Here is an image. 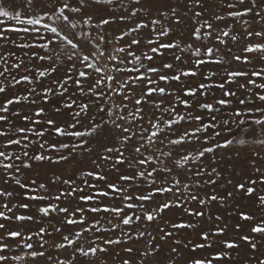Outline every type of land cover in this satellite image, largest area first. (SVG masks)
Returning <instances> with one entry per match:
<instances>
[{
    "label": "snow or ice",
    "instance_id": "obj_1",
    "mask_svg": "<svg viewBox=\"0 0 264 264\" xmlns=\"http://www.w3.org/2000/svg\"><path fill=\"white\" fill-rule=\"evenodd\" d=\"M92 2L99 5H111L114 0H92ZM134 3L139 4L140 0H134ZM199 3L200 0H190V5ZM238 3L243 5L245 0H238ZM260 3L264 4V0H260ZM85 6L86 0H78V6H71L68 0H64L63 3H59V0H50L48 4H44L43 0H22L19 6L13 4L8 7L4 0H0V17L15 22L12 24L0 23V66H2L0 78L8 80V84L0 80V94L5 93L10 86L15 87L22 82L32 85L26 90V94H13L10 98H5L3 103L0 104V122L7 125L6 128L0 127V139L3 140V144H0V170H3L4 174L11 176L13 171L20 173L22 169H31L33 162L48 161L49 163L58 164L75 160L77 155L91 153L93 149L88 147L90 138H96L101 131L111 125L112 128L108 129V134L111 135L114 142H120L119 146L104 147L103 154L98 156L97 159L91 160L93 169L79 173L80 176L91 177L98 182H102V186H98L97 183H90L88 180L82 182L83 186H78L71 177L63 179V184L69 185L70 191L65 192L62 190L60 194L54 197L57 203H53L45 183L37 184L36 179H32L30 184L21 183L19 179L15 180V183L22 189L35 186L44 190L43 194L35 192V188H32L31 195L28 192L24 193L28 200L41 203V206L37 208L39 214L43 216H49L53 212L64 214V222L66 224L81 226L74 236H63V242L56 244L55 247L58 249L73 247L74 254L78 253L84 257H94L97 253H106L108 249L105 246L121 244L120 236L103 238L102 235L95 234L119 230L122 225H134L141 221L151 223L159 220L162 224L169 225L171 229V231H166L164 227L159 229L162 233L159 236L161 241L171 238L174 233L178 234L181 230L187 229H191L198 237L199 242L188 241L183 244V250H187L189 253L187 256H184L180 247L182 244L181 239L174 241L176 247H172L170 252L180 256L183 264H215L216 261L228 256L229 250L237 248L238 244L235 239L228 236L229 225L220 226V222L223 219L221 215L217 214L213 218L211 209L208 211L204 209L197 210L190 207L189 204L195 202L198 205H206L207 199V201L218 202L223 207L229 199L234 200L238 194H242L245 198H255L258 207L264 210V157H261L259 153H253L252 159L248 161V169L255 175H249L248 171L236 173L241 179L237 182L232 179L226 181L227 185L232 186L233 191H227L226 195H209L205 192L206 199L200 197V191L205 186L214 187L222 175L215 167H212L209 171L208 166L205 164V158L211 156V159L215 161L218 149H226L233 144L243 145L247 143L243 136L240 139L228 138L232 134L233 126L240 128L244 134L252 135H255L252 126H260L261 134H264V83L257 84L255 80L248 78L249 73L244 71H227L225 78L219 83L201 82L196 86H189L184 83L183 78L200 75L201 67L209 62L201 56L202 49H205L204 55L209 58L217 51V49L205 43L213 37L215 31L213 24L208 21H204V26L209 31L201 32V29L197 27L190 33V36L195 41L200 42L199 46L196 43L185 44L183 41L162 40L161 38H168L173 29L171 26L163 25L161 19L152 18L150 20L139 19L134 27L127 28L126 31L114 37L116 41H123L129 37L130 33H136L123 46L115 47L112 53L106 51L107 46L112 41H109L102 33L98 34V40L103 42V45L91 39L90 33H80L79 35L89 38V43L95 44V51L84 53L81 51L83 45L79 40L74 41L68 35L62 34L58 27L45 22V17L50 21H61L74 29L77 22L73 21L69 14H66V10L67 13H81ZM36 7L40 9L38 12L33 10ZM227 7L234 9L236 4H228ZM255 7H257V0H251L250 7H245L242 11H228L227 16L239 19L251 13ZM142 11L145 10L143 8H132L130 16L120 15L119 20L123 21L137 17L138 13ZM195 15L199 17L201 13L196 12ZM160 16L165 19L169 18L167 12H161ZM172 16L177 24L180 23V18L175 9H172ZM256 16H259L264 21V15H261L259 11L256 12ZM114 19L116 18H101L95 27L99 28L100 26L109 25ZM215 19L223 20L224 17L216 16ZM92 21L93 17L89 15L84 18L83 23L88 25ZM37 25H41L44 31L55 35L47 38L46 42H25L28 34L41 31V28L35 27ZM144 29H148L147 37L140 35V32ZM228 35L229 32L222 31L215 38L221 44H224L225 42L221 37ZM247 35L249 37L253 35L261 37L264 36V31L255 33L249 31ZM13 36H20V42L17 39H13ZM57 38L63 41V44L58 45L59 48L63 49L64 44H66L72 49L71 52L67 53V61L70 66L62 79L52 80L50 86L37 91L36 85L42 83L41 77L49 76L58 71L61 54L52 50L48 54L40 55L37 51H32V49H48ZM231 39L236 40L237 37L232 36ZM38 40L45 41V38L40 36ZM182 44H184L183 47L181 46ZM141 45H143V51H139V53L134 51V49L139 50ZM14 49H19L22 52L25 49L29 50L24 52L27 63L23 58H16ZM166 51L172 52L171 61L158 65L153 64V61L158 56L163 58ZM243 51L246 53H260L262 54L260 59L264 61V43L249 44ZM177 52L181 54H177ZM185 52L191 53L188 59H185L183 55ZM105 56H107L108 61H119V64L109 65L105 63L102 59ZM129 58H131V68L126 66ZM33 59L49 61V64L46 68L29 67L28 65L31 64ZM234 59L240 61L242 57L236 55ZM243 59L249 61L247 56L243 57ZM221 61L222 58H217L213 62L220 64ZM77 63H79V67H77ZM121 65H124V67H121ZM21 69H23V73L19 74L18 78L16 75H12V70L20 73ZM83 69H91L93 71L90 72ZM33 71L35 72L34 77L31 75ZM169 72L172 74H168ZM101 73L102 75H97ZM119 74L125 75L126 79L123 81L118 80L117 75ZM250 75L253 77L264 76V69L252 71ZM215 76L216 73L210 70L204 74V81H208L209 78L214 79ZM237 77L246 79V83L238 85L239 89L247 93L244 98H239L236 91L226 87V85L234 83ZM158 81H175L182 84L183 96L179 94L178 90L169 91L168 87L159 86ZM69 84H74L76 88V92L72 96L68 95ZM113 84L116 87H113ZM52 85L58 86L60 91H56V88ZM130 85L140 88V93L137 94L133 91ZM213 87L220 89L222 96L215 99L212 103L200 102L198 98L206 97ZM254 88L259 91L254 92ZM122 92L127 94L121 95ZM113 94L121 97L120 103L109 105L108 100ZM154 95L161 97V99L153 101L151 98ZM166 95L174 96L175 101L179 105H183L186 110L196 108L203 111L193 112L189 110L181 113L178 111L176 104L169 103L165 105L163 97ZM253 95L255 100H258L262 106L248 107V105L254 104ZM37 96L40 97L41 102H50V96H59L61 98L60 105L54 106L53 112L59 115L62 110L68 111L71 122L58 125L53 118H48L45 121L40 119L33 120L29 115L22 114L19 110L11 111L10 106L22 102L37 105L38 101L34 98ZM74 96L83 99L73 98ZM233 98H236V102L241 107L235 106ZM101 100L103 103H98ZM127 102L134 103V111H128ZM145 104H150L154 109L148 119V128L142 127L144 120L143 105ZM228 105H233L232 110L228 113L230 118L220 115L223 111V106ZM93 108L96 109V113L92 112ZM44 113V107H36V117H40ZM254 113L259 115H253ZM9 114L13 118L19 117L23 121H27L28 126L14 127V120L9 118ZM97 114H106L107 119L102 118L97 123L95 119ZM165 116L168 118L165 119ZM86 120L88 124L84 125L83 122ZM138 121L140 122L139 133L134 132L130 126ZM181 122H189L195 126L179 131ZM42 123L46 127L40 129L35 127V125ZM246 124L248 127H243ZM50 132L57 136L72 138L76 142L49 143L43 138ZM26 133H31L37 139H30ZM14 134L15 138H13ZM134 139L137 143L133 145L131 154L126 156L127 145ZM254 142L264 147V139L255 140ZM30 144H38L39 151L30 154ZM186 144L189 147L192 145H199V147H193L191 151L180 153L178 158L172 161V167H169L164 160L159 159V157L171 159L174 156L175 149L177 147L183 148ZM21 145L19 154L9 150V146ZM154 145H163L168 148V151L157 149L158 156L146 154L150 153V149ZM49 149L57 153V155L45 154ZM153 163L157 166L152 167L151 164ZM104 165H107V168ZM120 165H127L130 174H120L116 182L110 181L108 173L111 171L119 172ZM148 167H150V170H147ZM141 168H145V170H141ZM96 169H101V171H96ZM174 170H179L176 175H173ZM181 172L184 173L187 182H182L179 178ZM56 181H61L60 175L53 177V182ZM7 182L5 180V183ZM125 183L128 185L127 187L124 186ZM143 183L150 185L146 192L139 191ZM85 187L89 190L87 193H85ZM221 187L224 186L222 185ZM133 189L137 190L134 194ZM77 194H79V201L93 203L87 209L80 206L70 209L68 206L59 205V201L65 195L76 198ZM164 194L168 195L159 203H155L157 195ZM12 195V192L0 189V197H11ZM109 197L119 199L120 204L104 203V200ZM146 203L154 204V206L149 209L146 207ZM0 207L6 209V211H0V217L6 222L12 220H33L31 215H12L17 207L21 209L30 208L31 205L28 203H19L11 206H9V203H3ZM174 209L182 211L188 217L199 218L201 221H203L204 217H207L208 221L212 223L205 228L202 224L198 225L194 220L185 221L181 219L178 222H173L170 217L164 214L172 212ZM85 212L104 215H101L98 219L93 217L89 223ZM77 215L79 219L76 218ZM105 216H107L106 222L101 223ZM238 217L239 220L252 225L249 233L264 235V215L257 219L253 214L240 210L238 211ZM114 220L118 222H113ZM234 227L238 231H243L240 223L235 224ZM0 231L3 232V235H0V264H8L10 260L24 261L26 256L35 259L46 255L43 251L33 250L34 245L27 242L32 239L31 235L25 236L19 230L8 229L5 223H0ZM55 231L60 232L61 228L57 227ZM45 232L46 228L39 229V233ZM87 232H93L94 234L91 246H77L81 235ZM122 236L127 241H139L145 236L150 237L148 240L149 247L140 253L142 257L154 258L150 261V264H178L171 256L161 258L163 246L155 244L157 237L152 236L146 229L137 230L135 233L122 232ZM222 236L224 238L220 239ZM8 238H12L13 241L19 239V244L10 243ZM251 239L250 234L239 236L241 241L249 242ZM97 241H102V243H97ZM13 246L23 247L28 251L22 255L7 256L2 254ZM41 247H43V244H41ZM250 247L256 249L258 245L251 243ZM197 250L210 252L211 255L195 256L194 253ZM133 251L132 247L124 248V252L128 254ZM48 259L51 261L52 257L49 256ZM56 264H71V262L57 261ZM121 264H133V261L124 259ZM140 264H144L143 260L140 261ZM244 264H264V253H261L260 256L246 259Z\"/></svg>",
    "mask_w": 264,
    "mask_h": 264
},
{
    "label": "rangeland",
    "instance_id": "obj_2",
    "mask_svg": "<svg viewBox=\"0 0 264 264\" xmlns=\"http://www.w3.org/2000/svg\"><path fill=\"white\" fill-rule=\"evenodd\" d=\"M50 0H43L44 4H48ZM64 0H59V3H63ZM4 3L11 7L13 4L19 6L22 3V0H4ZM68 3L71 6H78V0H68ZM228 4H236V8L229 9L227 7ZM123 5V6H121ZM251 6V0H245V3L243 5H240L238 3V0H200L199 4H191L190 0H140L139 4L134 3V0H114V3L111 5H99L92 2V0H86V6L83 8L81 13H67L70 15V18L77 22L76 28H71L68 24H65L61 21H50L45 17V22L49 24H53L54 26L58 27L60 32L62 34L68 35L69 38H72L74 41L79 40L83 47L81 48V51L84 53H89L91 51H95V44L89 43L88 37H84L79 35L80 33H90L91 39L96 40L97 43H100L103 45V42L98 40V34L102 33L107 37L109 41H112L111 44H109L106 48V51L108 53H112L113 49L115 47L123 46L124 43H127L128 39L131 38V36L136 35V33H130L129 37L125 38L123 41H116L114 37L120 35L121 32L126 31L127 28L134 27L135 23L138 22L139 19H152V18H159L161 19V23L165 26H171L172 32L170 33L168 38H161L162 40H176V41H183L186 43H196L197 46H199L200 42L195 41L194 38L190 36V33L195 28L199 27L201 29V32L209 31L204 26V21H208L213 24L214 28V35L213 37L206 41L208 46L214 47L217 49V51L214 53L212 57H206L204 55L205 49L201 50V56L207 59L209 62L203 65L200 69L201 74L197 75L196 77H188L183 78L184 83L188 84L189 86H196L201 82H208V83H219L222 82V79L225 78V74L227 71H244L249 73L250 79H253L256 81L257 84L264 83V76H258L253 77L250 75L252 71H260L261 69H264V61L260 59V56L262 54L260 53H246L243 51L245 47H247L249 44L252 43H264V36L257 37L255 35L249 37L247 33L249 31L255 33L264 31V21L261 20L259 16H256V12H260L261 15H264V4L260 3V0H257V7L253 8V11L251 13H248L245 16H242L241 18L237 19L234 17L227 16L228 11H235V10H243L245 7ZM132 8H143L145 11H142L138 13L137 17H132L131 19L126 20H119L120 15L130 16ZM172 9L176 10L177 15L180 18V23H176L175 18L172 16ZM34 11H39V7H36L33 9ZM161 12H167L169 18L165 19L160 16ZM196 12H200L201 15L197 17L195 14ZM92 16L93 21L91 24H84L83 20L87 16ZM216 16H223V20H216ZM112 17H115L109 25L106 26H100L99 28L95 27L96 24H98L99 20L101 18H108L112 19ZM0 23L3 24H12L15 23L14 21H10L7 18L0 17ZM32 27V26H29ZM37 28H41V31L39 33H31L28 34V37L25 39V42L31 43L32 41L36 42H46L47 38L54 36L55 34L48 33L43 30L41 25L35 26ZM159 27V26H157ZM227 31L229 32L228 36H222L221 38L224 40V44H221L218 40H216L215 36L219 35L220 32ZM23 35V34H21ZM140 35L147 37L148 36V29H144L140 32ZM43 36L45 38V41H39L38 37ZM236 36V40H232L231 37ZM13 39H17L18 42H20L21 37L20 36H13ZM63 44V41L57 38L53 44L50 45V48L48 49H38L33 48L32 51H37L40 55H45L50 53V51L55 50L56 52L61 54V61L60 67L56 73H53L49 76L41 77L40 80L42 83H38L36 85L37 91H41L44 87L50 86L52 80H55L57 78H63L65 73L67 72L68 67L70 66L67 61V53L71 52L72 49L69 45L64 44V48L61 49L58 47V45ZM182 47L184 44L181 45ZM7 50V49H5ZM143 45H141V48L139 50L134 51H143ZM16 52V58H23L25 59L27 63V58L24 56V52H27L29 50L25 49L23 52L19 49H14ZM177 54H181L177 52ZM30 55V52H29ZM122 55V54H121ZM185 56V59H188V57L191 56L190 52L183 53ZM240 55L242 59L240 61H237L234 59V56ZM172 52L166 51L164 53L163 58L157 57L155 61H153V64H161L163 62H170L171 61ZM249 57V61H245L243 57ZM217 58H222V61L220 64H216L213 61ZM15 59V58H14ZM75 59V58H74ZM105 63H108L109 65L112 64H119V61H108L107 56L102 58ZM131 58H129V61L126 62V66L128 68L132 67V63L130 62ZM11 62V61H10ZM55 63V61H53ZM147 64V62L145 61ZM49 64V61H40L37 59H33L31 64H29V67L32 68H46ZM79 63H77V67H79ZM102 66V65H101ZM121 67H124V65H121ZM0 70H2V66H0ZM85 71H93L91 69H83ZM213 71L216 73V76L213 78H209L208 81H204V74H206L208 71ZM168 71V70H164ZM23 73V69L20 70V73H17L16 70H12V75H16L18 78V75ZM168 74H172L169 72ZM31 75L34 77L35 72L33 71ZM97 75H102L97 74ZM151 75V74H149ZM155 78V77H153ZM83 79V78H81ZM117 79L120 81H123L126 79V76L123 74L117 75ZM0 80H3L5 84H8V80L4 78H0ZM240 83H246V79L244 77H237L235 78V82L226 85L227 88H230L233 91L237 92V96L239 98H244L247 93L239 89L238 85ZM159 86L161 87H168L169 91L172 90H178L179 94L183 96V85L175 82V81H158ZM54 88H56V91H60L59 87L56 85H52ZM32 87V85H29L27 82H22L20 85L15 87H9L8 90L0 94V104L3 103L5 98H10L13 94L15 95H21L26 94V90L28 88ZM69 96H72L73 93L76 92V88L74 84H69ZM113 87H116L115 84H113ZM132 87L133 91H135L137 94L140 93V88H136L134 85H130ZM253 91H259L258 89H253ZM127 94L126 92H122L121 95ZM222 96V92L220 89L213 87L211 91L208 92L206 97H200V102H214L215 99H218ZM37 99L38 103L37 105H30L27 102H22L20 104L12 105L10 106V109L12 112H15L19 110L22 114L29 115L33 120L40 119L41 121H45L48 118H53L57 121V124H63V123H70V115L68 111L62 110V113L59 115H56L53 112L54 106H59L61 102V98L59 96H50V102H41L40 97H34ZM78 99H83L79 97H73ZM135 97L133 98L134 101ZM153 101H158L161 99V97L154 95L151 98ZM165 105L169 103L176 104V107L179 112L184 113L186 111H193V112H202L203 110H198L196 108H192L189 110H186L183 105H179L175 101L174 96L166 95L163 97ZM121 100L120 96H116L113 94L111 98H109L108 103L111 105L112 103L119 104ZM254 104L248 105V107H255V106H262L258 100H255V96L253 95ZM234 104L236 107H241L238 105V102H236V98H233ZM98 103H103V101H98ZM128 103V111H134V103L133 102H127ZM36 107H44L45 113L40 116H35V109ZM233 105L223 106V111L220 113V115L228 117V113L230 110H232ZM143 111H144V120L142 122V127L148 128V119L152 115L154 109L151 107L150 104L143 105ZM93 113H96V109L93 108ZM126 115V113H125ZM159 115V113H157ZM253 115H259L258 113H254ZM9 118L14 120V127H25L28 126L27 121H23L21 118L16 117L13 118L11 114H9ZM107 119L106 114H97L95 119L96 122L99 123L101 119ZM165 119L168 117L165 116ZM84 125L88 124V121L83 122ZM132 130L134 132L139 133V126L140 122L138 121L135 124L130 125ZM195 125L189 122H181V125L179 126V131H183L186 128L194 127ZM0 127H7L6 124L3 122H0ZM37 129H40L42 127H46L45 124H39L35 125ZM176 127V126H173ZM243 127H248V125H244ZM112 126L108 125L107 128L103 131H101L96 138H90V143L88 147L92 148L93 151L91 153H83L82 155H77L75 160L69 161V162H61V163H49L48 161H41V162H33V166L31 169H22L20 173H15L13 171L11 176H8L4 174L3 170H0V189L12 192L13 195L11 197H0V205L3 203H9V206L11 205H18L19 203H28L31 205L28 209H21V208H15L12 215L16 214H22V215H31L33 216V220L31 221H15L12 220L10 222L4 221L2 217H0V223H5L8 229L11 230H19L27 235H31L32 239L28 240V243H32L34 245L33 250L35 251H43L45 252L44 257H36L35 259L31 257H25L24 261H9L8 264H56L57 261H68L71 262V264H121V261L124 259H129L133 261V264H140V261L143 260L144 264H150V261H152L153 257H142L140 255L141 252L147 250L149 247L148 240L150 237L145 236L144 238H141L139 241H127L123 236V233H135L137 230H144L146 229L148 232L152 234V236L157 237L155 240V244L162 245L163 246V252L161 258L164 256H171L172 259L176 260L178 264H183V261L180 256H176L174 254H171L170 250L172 247H176L174 244V241L176 239H181V249L183 250V244L187 243L188 241H196L199 242L198 237L196 236L195 232H193L191 229L187 230H181L178 234L174 233V235L171 238H166L164 241L159 240V236L162 235V233L159 231L161 227H164L166 231H171L169 225L162 224L159 220L156 222L151 223H145L143 221L137 222L134 225H127L121 226V229L119 230H113L109 233H103V234H95V235H102L103 238H115L117 236L121 237V244L120 245H108L107 247L108 251L106 253H97L96 256H89L84 257L81 256L78 253L74 254V248L73 247H65L64 249H58L55 247L56 244L63 242V236L69 235L74 236L75 232L79 231L80 225H68L66 224L64 214L60 213H51L49 216H43L37 212V208L41 206L40 202L28 200L24 193L28 192L30 195L32 194V188H35V192L43 194L44 190H41L39 188H36L35 186H31V188L22 189L15 183L16 179H19L21 183H27L30 184L32 179H36L37 184L39 183H45L48 188V192L50 193V198L53 203H57L55 201L54 197L63 190L65 192L70 191V186L63 184V179H67L71 177L76 185L83 186V181L88 180L90 183H97L98 186H102V182L96 181L94 178L86 177V176H80L79 173L81 171H88L93 169V165L91 164V160L97 159L98 156L103 154V149L106 146H119V141H113L111 135L108 134V129H111ZM253 132L255 135L252 134H244L242 133L240 128H236L233 126V131L231 136L228 138H236L240 139L241 136H243L247 143L240 145V144H233L229 148L226 149H218L216 152V158L215 161L211 159V156H208L205 158V164L208 166V170L210 171L212 167L217 168L218 171L222 173L221 177L219 178L218 183L213 186H205L203 190L200 191V197L205 198V192H207L209 195L211 194H219V195H226L227 191H233V188L231 185H227L226 181L229 179H232L234 182H237L241 177L237 176L236 173H240L242 171H248L249 175H255L254 173H251V171L248 169V161L252 159L253 153H259L261 157H264V147L261 145L255 143V140L264 139V134H261L260 126L253 125L252 126ZM82 130V128H81ZM150 130V129H149ZM29 135L30 139H37L36 137L32 136L31 133H26ZM227 135V134H226ZM13 138H15V134L13 135ZM44 140H47L49 143H75L76 141L72 138L67 137H61L57 136L54 133H48L44 138ZM137 141L134 139L131 143L127 145V149L125 151V155L131 154L132 147L135 145ZM0 144H3V140L0 139ZM21 146H9V150L15 151L17 154L20 152ZM198 148L199 145H192L189 147V145H184L183 148L177 147L175 149L174 156L171 159L159 157L160 160H164V162L169 166L172 167V161L176 158H178V155L184 151H191L192 148ZM31 152L30 154L39 151V145H32L30 144ZM168 151V148L163 145H154L150 149V153L146 154H153L158 156V151ZM45 154L49 155H57L54 151L49 149ZM65 154H67L65 152ZM152 167L157 166L155 163L151 164ZM105 168H107V165H104ZM141 170H145V168H141ZM147 170H150V167L147 168ZM96 171H101V169H96ZM179 170H174L173 175H176V172ZM120 174H130L129 169L127 168V165H120L119 166V172L117 171H111L108 173V179L112 182H116L118 179V176ZM55 175L61 176V181L53 182V177ZM182 182H187L186 177L183 172H181L179 177ZM207 179V177H205ZM5 180L8 182L5 183ZM123 183V182H122ZM224 187H221V186ZM125 187L128 185L125 183ZM150 188V185L143 183L142 187L139 189L141 192H146V190ZM89 190L85 187V193H87ZM136 189H133V194L136 192ZM78 195L76 198L64 196L61 201H59L60 206H68L70 209H74L77 206L83 207L85 209L88 208L90 204L93 202L85 203L83 201L78 200ZM164 195H157L155 198V203H159L164 199ZM169 198H171L169 196ZM104 203L106 204H112L115 203L117 205L120 204L119 199H113L112 197L106 198L104 200ZM154 206V204L146 203V207L151 209ZM190 207H193L197 210L204 209L205 211H208L211 209V213L213 215V218L215 215L219 214L223 217L222 221L220 222V226H223L224 224H228V236L232 237L236 240L238 247L232 250H229L228 256L224 257L220 261H216L215 264H244V261L250 257H256L260 256L261 253H264V235L258 234V233H249V229L251 228V224L245 221L239 220L238 217V211L243 210L245 212L253 214L257 219H259L262 215H264V210L260 209L258 205L255 202V198H245L242 194H238L236 199H229L227 203L221 207L218 202H211L207 201L206 199V205H198L195 202H191L189 204ZM0 211H6V209H3L0 207ZM85 215L87 216L89 223L91 222L92 218H100L101 215L104 214H89L85 212ZM167 217H170L173 222H178L179 220L183 219L185 221L187 220H194L198 225L202 224L205 228L209 227L212 222L208 221L207 217H204L203 221H201L199 218H192L188 217L186 214H183L182 211L173 210L172 212L165 213L164 214ZM79 219V216L76 217ZM107 220V216L104 217V219L101 221V223H105ZM113 222H118L114 220ZM240 223L243 227V231H238L235 229L234 225ZM59 227L61 228L60 232H56L55 229ZM40 228H46L45 233H39ZM50 233V234H49ZM244 234H250L252 239L249 242L241 241L239 240V236ZM0 235H3V232L0 231ZM224 237H220V239H223ZM94 239L93 232H87L83 233L81 237L79 238L78 245L77 246H84L88 247L91 246L92 241ZM9 242L12 244H19V239H16L15 241L12 240V238H8ZM97 243H102V241H97ZM251 243H256L258 247L256 249H252L250 247ZM41 244H43V247H41ZM126 247H132L134 251L131 254H128L124 252V248ZM27 249H24L23 247H10L9 249L5 250L2 254L7 256H13V255H22L25 252H27ZM184 256H187L189 253L187 250H183ZM195 256H210L211 253L207 251H200L197 250L194 253ZM51 256L52 260L49 261L48 257Z\"/></svg>",
    "mask_w": 264,
    "mask_h": 264
}]
</instances>
